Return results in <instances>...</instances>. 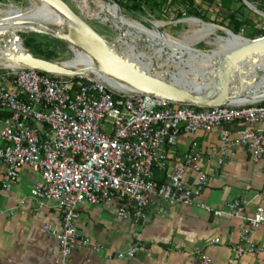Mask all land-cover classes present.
<instances>
[{"label": "built area", "instance_id": "built-area-1", "mask_svg": "<svg viewBox=\"0 0 264 264\" xmlns=\"http://www.w3.org/2000/svg\"><path fill=\"white\" fill-rule=\"evenodd\" d=\"M63 78L27 68L0 69V113L8 119L0 130V166L4 176L0 195L17 182L23 167L34 169L39 181L28 199L38 208L51 203L60 219L58 230H43L57 240V264H69L77 248L94 252L102 246L77 230L81 205L111 206L118 219L141 224L154 205L192 206L208 184L204 158L217 171L229 164L241 149L253 162L264 160V106L223 105L197 108L174 105L151 95L126 94L112 89L94 75ZM241 125L235 134L226 127ZM218 131V143L207 155L196 140L181 155L180 166L168 168L166 150L175 149L182 135H208ZM186 170L195 180L186 178ZM162 175L161 183L155 173ZM215 218L242 224L239 240L231 247L227 264L245 256L264 254L254 243L250 229L264 226V209L246 213L240 198L222 208L197 205ZM13 214V210L1 212ZM213 239L205 246L219 245ZM146 248L134 245L110 260L131 259ZM193 255L199 264H212L203 249Z\"/></svg>", "mask_w": 264, "mask_h": 264}, {"label": "crops", "instance_id": "crops-1", "mask_svg": "<svg viewBox=\"0 0 264 264\" xmlns=\"http://www.w3.org/2000/svg\"><path fill=\"white\" fill-rule=\"evenodd\" d=\"M5 121L0 118V130L5 127ZM241 128V125L226 127L232 134ZM255 129H264V125ZM217 138L218 131L208 135H182L175 149L166 150L168 168L180 166L181 155L188 151L193 140L207 155L210 147L217 145ZM204 163L208 184L194 205L161 207L154 204L141 224L121 221L109 205H81L77 230L100 244L102 250L77 248L69 264H199L193 253L200 248L212 264H227L232 256L231 247L239 240L242 224L226 217L215 218L197 205L219 209L228 201L240 198L247 202L249 216L257 207L264 209V160L253 162L247 153L237 149L232 161L220 171L207 157ZM4 172L0 166V182ZM156 174L155 178L162 180V175ZM186 178L193 182L195 174L186 170ZM38 181L36 170L23 167L16 184L0 195V213L13 210L12 215L0 216V264H57L58 242L43 227L58 230L59 214L51 203L38 208L28 199L31 188ZM250 236L254 243L264 247V226L250 229ZM213 239H219L221 244L205 246ZM134 245L147 251L131 259H109L111 254L126 252ZM234 264H264V254L245 256Z\"/></svg>", "mask_w": 264, "mask_h": 264}, {"label": "water", "instance_id": "water-1", "mask_svg": "<svg viewBox=\"0 0 264 264\" xmlns=\"http://www.w3.org/2000/svg\"><path fill=\"white\" fill-rule=\"evenodd\" d=\"M35 1L52 8L65 20L72 23L75 26L71 33L72 38L81 49L92 60L100 64L107 75L126 83L138 93L151 95L174 105H190L197 108H215L223 105H252L264 102V94L249 91L253 85H256V78L252 77L246 79V81L241 80L237 87L232 83L240 67L243 66L249 71L253 70L256 72L258 70L260 61L264 59V37L254 41L246 40L248 45L238 47L232 53L227 52L219 62L212 59L209 62L210 65L209 63L195 62L189 64V66L185 67L187 68V73H180V75L171 73L167 75L168 81H163L156 76L150 75L143 68L137 67L135 54H137L138 48L129 47L130 51L122 54L115 51L112 47H108L104 40L84 22L82 19L84 17L76 15L62 0ZM99 1L105 6L114 7L118 12V16L120 15L121 9L114 0ZM245 4L249 7L248 3L245 2ZM188 21L202 23L198 19H190ZM22 23L25 22L15 21L13 25ZM145 24L149 28L143 23L140 25L147 31L155 32L160 36L165 35L156 24ZM204 25L211 29L216 28ZM227 33L237 36L231 31H226L225 34ZM14 38L16 47L10 53H3L4 62L0 63V69L27 68L47 75L67 78L92 76L84 72H72L63 69L57 63L32 56L24 49L19 36L14 34ZM123 41L122 37H119L116 43L122 44ZM144 45H148V42L145 41ZM230 49H233V47H229L227 51ZM253 56L256 60L250 63ZM181 59L179 55L168 58L167 61L173 68L171 72H175L178 65L182 67V70L184 69ZM193 70H195V73H192Z\"/></svg>", "mask_w": 264, "mask_h": 264}, {"label": "rangeland", "instance_id": "rangeland-1", "mask_svg": "<svg viewBox=\"0 0 264 264\" xmlns=\"http://www.w3.org/2000/svg\"><path fill=\"white\" fill-rule=\"evenodd\" d=\"M62 1L76 15L80 17L83 16L84 18L82 19L84 22L107 44L111 45L115 51L122 54L130 51L127 47L128 43H131L130 39L125 34L119 32L113 23L105 17L101 12L100 8H102V5L99 2L95 0ZM114 1L119 5L124 19L136 21L140 24L142 22L159 24L160 30L165 35L176 40L189 38L196 33V30L198 31L197 27L189 25L188 20L195 19L190 13H202L205 16V20H200L202 23L218 28L216 32L206 40L199 44L192 45L195 50L207 55H211V53L218 51L219 48L216 41L219 38L227 37L225 32L231 31L233 25L231 22L232 20L241 24V30L236 34L237 36H241L250 41L264 37V18L257 15L245 4V2L251 4L257 11L264 14V0H233L234 3L229 10L220 7V0H174L171 6L167 3L162 5L161 0ZM10 4H14L16 8L22 11H27L31 7L29 0H0V20L4 18L5 15L3 13H7ZM103 8L105 11L113 12L105 6ZM177 13H180V18L176 17ZM18 36L22 41L24 49L32 56L57 64L69 61L73 57L67 44L54 37L35 33H19ZM119 37H122L124 40L122 44L116 43ZM157 44L158 43H156V45ZM130 47L138 48L137 50L139 53H143L150 58L151 68L148 72L151 73L152 76H156L163 80L164 78L168 79V77L166 75L165 77L161 72L164 70L173 71L171 64H167L163 59L154 57V53L139 41H134L133 44H130ZM156 64L159 67H156ZM263 78L264 69L260 71L255 80V84H259Z\"/></svg>", "mask_w": 264, "mask_h": 264}, {"label": "bare ground", "instance_id": "bare-ground-1", "mask_svg": "<svg viewBox=\"0 0 264 264\" xmlns=\"http://www.w3.org/2000/svg\"><path fill=\"white\" fill-rule=\"evenodd\" d=\"M29 1L31 4V7L29 8L30 10L28 9L27 11H22L21 9L16 8L14 4H10L8 6L7 13H3L5 16L0 20V63L4 62L3 53H10V51H12L16 47V43L14 42V34L19 35V33H35L40 35H47L67 44L68 49L73 56L71 60L59 64V66L63 69H67L77 73L84 72L86 74L94 75V77L108 84L112 89L116 91H121L126 94L138 93L126 83L107 75L101 65L92 60L89 55L83 49H81V47L72 38L71 33L75 27L72 23L65 20L52 8L43 5L35 0ZM95 1L99 2L102 5V8H100L101 12L109 21H111V23H113L115 28L130 39L131 43H128V48L130 47V44L134 43V41H139L143 45L144 42L147 41L148 45L144 46L154 53V57L165 60L167 64H169L167 61L168 58H172L176 55H179L182 58L181 63L183 64L182 66L184 67V69L182 70V67H179L178 65L176 66L177 70L175 72H171L170 70L162 71L161 73L164 76H167L171 73H178V75H180V73H187L188 71L185 67L189 66V64H193L194 62L206 64L209 63L212 59L219 62L223 55H225L227 52L232 53L236 51L238 47L248 45V42L246 41L247 39H243L241 36H234L227 33L226 38L217 39L216 44L219 48L218 51L212 53L211 55H207L195 50L192 45L199 44L200 42L206 40L216 32V28L211 29L205 26V23L188 21L189 25L197 27L198 31L196 30V33L189 38H181L182 40H176L167 35L160 36L155 32H149L144 29L138 22L128 21L124 19L122 17L124 15L121 11L120 15L118 16V12L114 7L105 6L99 0ZM104 6L107 9L112 10L113 12L105 11L103 8ZM249 7L254 10L257 15L264 18V14L257 11L255 7L251 6V4H249ZM15 21H24L25 23L13 25V22ZM156 26L160 28L159 24H156ZM155 42L159 45H156ZM104 43L108 47H112L105 41ZM229 47H233V49L227 51ZM135 55V58H137L135 59L136 63L138 64L137 67L143 68L148 72L151 68L150 58L143 53L137 52V54ZM254 60H256V58H254L253 56L250 60V63ZM260 62L261 63H259L260 65L256 72L253 70L249 71V69L243 66L240 67L238 74L234 76L232 82L233 85L237 87L238 83H240L239 81L241 80L246 81V79H250L252 77L257 78L260 71L264 69V59H262ZM156 67L159 66H157L156 64ZM192 73H195V70H193ZM149 74L151 75V73ZM163 81H168V79L164 78ZM249 91L264 94V78L260 81L259 84L256 83V85H253L251 90Z\"/></svg>", "mask_w": 264, "mask_h": 264}, {"label": "trees", "instance_id": "trees-1", "mask_svg": "<svg viewBox=\"0 0 264 264\" xmlns=\"http://www.w3.org/2000/svg\"><path fill=\"white\" fill-rule=\"evenodd\" d=\"M116 2V1H115ZM174 0H161V4H168L169 6H171L173 4ZM117 3V2H116ZM220 7L222 9H225V10H229L231 8V5L234 3L233 0H220ZM190 15L192 17H194L195 19H199V20H205V16L202 14V13H198V12H193V13H190ZM177 18H180L181 15L180 13H177L176 15ZM232 28H231V31L232 33H234L235 35L239 33V31L241 30V24L235 20H232ZM146 27L149 28V26L147 24H145L144 22H142ZM72 80L74 81H77L78 78L77 77H74L72 78ZM261 106H264V103H260ZM0 118L2 120H7L8 119V115L6 113H0ZM156 174V173H155ZM157 175V174H156ZM161 177V175H160ZM162 178V177H161ZM155 180L158 182V183H161V179H158V178H155Z\"/></svg>", "mask_w": 264, "mask_h": 264}]
</instances>
